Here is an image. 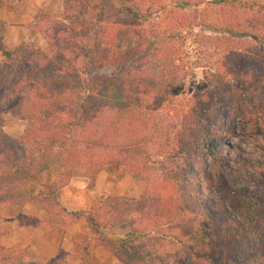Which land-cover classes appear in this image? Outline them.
<instances>
[{"label": "trees", "instance_id": "1", "mask_svg": "<svg viewBox=\"0 0 264 264\" xmlns=\"http://www.w3.org/2000/svg\"><path fill=\"white\" fill-rule=\"evenodd\" d=\"M43 14L36 27L58 49L54 55L33 43L3 47L0 211L29 200L56 202L78 170L89 173L91 190L101 172L135 174L148 180L139 198L111 193L80 211L58 201L53 211L66 225L88 220L99 243L126 264H164L150 241L172 242L169 231L191 221L198 244L170 264H264V198L228 174L222 149L226 136L248 125L264 139V0H65L49 28L42 23L52 13ZM132 34L139 36L134 50ZM208 39L223 54L212 67L196 62L205 82L188 96L186 80L197 78L185 45ZM81 56L117 72L86 77L76 66ZM6 112L30 118L19 137L5 131ZM235 112L233 127L222 128ZM46 171H59L50 192L24 189L26 179ZM203 188L219 198L220 217ZM25 252L0 245V264H23ZM66 263L60 252L48 264Z\"/></svg>", "mask_w": 264, "mask_h": 264}, {"label": "crops", "instance_id": "2", "mask_svg": "<svg viewBox=\"0 0 264 264\" xmlns=\"http://www.w3.org/2000/svg\"><path fill=\"white\" fill-rule=\"evenodd\" d=\"M64 3L65 0H0V61L5 59L3 47L14 48L24 43L43 45L44 40L36 29V17L43 12L60 14ZM5 131L17 137L12 131ZM47 175L52 178L45 182ZM58 177L59 171H46L40 180L26 179L24 189L44 195L51 191ZM124 178L116 179L109 172H101L96 177L95 189L91 190L89 173L78 170L71 185L55 193L56 202L29 200L23 205L4 206L0 211V245L15 250L26 248L23 264H48L60 252L66 253V264H126L116 256L113 246L99 243V235L88 220L66 225L53 211L58 201L68 210L80 211L99 205L111 193L134 197L133 191L124 190ZM24 216L42 223H26ZM48 225L56 227L48 230Z\"/></svg>", "mask_w": 264, "mask_h": 264}, {"label": "rangeland", "instance_id": "3", "mask_svg": "<svg viewBox=\"0 0 264 264\" xmlns=\"http://www.w3.org/2000/svg\"><path fill=\"white\" fill-rule=\"evenodd\" d=\"M62 13H53L52 15L46 14L44 22L42 23V28H49L51 25H54L55 21L59 20L57 19V16L61 15ZM42 16H44L43 13ZM49 20H51V22ZM46 22H48V25H46ZM144 26L147 30L152 28L151 24H145ZM36 29L38 31V27H36ZM39 34L42 36L44 44L41 45V43H38V45L45 52L54 55L58 49H54L51 46L47 34H45L44 31L40 32ZM50 34L52 35V32H50ZM132 36H134V38L131 37L130 39V48L134 50L136 44L139 41V36L133 34ZM217 43H219V40L217 41ZM86 45L89 47L91 46L90 39L86 40ZM246 46H248L249 48H255L254 43H248V45ZM185 51L189 55L192 66L196 68L195 72L197 83L194 82L192 78H188L186 80L188 86L186 87L187 93H185L188 94V96H191L194 94V92L200 90V88H197L196 86H198L199 83L202 84L205 82L203 69L201 67H196L198 66L196 62L208 67H212L216 63L214 61L218 60L219 56L223 54V50L220 51V49L218 50L216 48L215 40L208 39L207 43L203 46H199L198 44L193 43L191 40H188L185 45ZM121 62L122 61H120V63ZM76 66L78 70L81 71V73H83L86 77H92L96 75L111 76L112 74H115L117 72V67L113 66V64H105L102 67H96L94 64L90 65L88 64V60L85 56H81L78 59V61L76 62ZM260 100L264 106V94L260 97ZM215 113V111L212 112V114ZM236 113L237 112L231 113L230 117L227 118L228 121L222 123V128L225 129L226 127H233ZM29 119L30 118L27 116L17 115L12 112H6L4 115V129L10 132L12 131L13 134H16V136L19 137L23 133L26 122ZM236 124H238V121L236 122ZM247 128L248 130L239 136L228 135L225 137L222 145L225 159L227 161L225 166L229 172V175H234L244 180L253 193L260 194L264 198V139L261 135L255 132V129L251 127V125H248ZM109 173L116 177V179H122L123 177H125L123 185L124 190L126 192L133 191V196L135 198L140 197L148 184L147 178L140 177L135 174L119 176L115 172ZM51 178L52 175H47V177L45 178V182H48V180H50ZM203 189L204 192L202 194L208 206L218 217H220L224 210L219 198L210 189ZM197 225V222L191 221L181 226L179 229H171L169 231V236L173 240V243L169 241H161L158 244V240L152 239L150 241V243L152 244L151 246H153L152 251L154 253H158L159 256L163 257L164 264H170V259L175 253L181 252L182 254H186L192 244H198L196 239L192 237V235L196 231ZM153 264H162V262L159 259H156L155 263ZM202 264H209V262L208 260H203Z\"/></svg>", "mask_w": 264, "mask_h": 264}]
</instances>
